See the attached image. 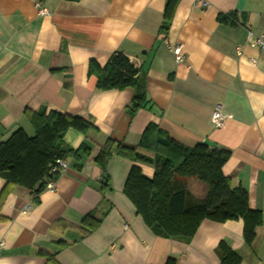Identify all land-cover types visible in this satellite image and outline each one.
I'll use <instances>...</instances> for the list:
<instances>
[{
    "label": "crops",
    "instance_id": "obj_1",
    "mask_svg": "<svg viewBox=\"0 0 264 264\" xmlns=\"http://www.w3.org/2000/svg\"><path fill=\"white\" fill-rule=\"evenodd\" d=\"M36 2L47 15L37 14ZM166 2L0 0V143L17 129L33 136L25 111H55L93 127L85 135L66 130L65 145L89 154L67 159L55 192L15 187L0 202V264H220V242L240 264H264V49L234 55L247 30L264 35V0H177L167 17ZM177 43L186 57L180 64L170 51ZM114 53L144 76V106L133 118L130 89L97 91L88 74L90 61L102 67ZM217 108L227 116L220 128L210 122ZM148 124L184 147L209 140L230 152L222 174L262 213L250 246L241 221L203 220L183 243L156 237L137 216L122 191L126 177L137 166L151 179L154 168L113 155L104 173L94 160L109 139L135 147ZM183 183L191 197L205 194L196 179ZM96 209L101 222L82 237L78 228Z\"/></svg>",
    "mask_w": 264,
    "mask_h": 264
},
{
    "label": "trees",
    "instance_id": "obj_2",
    "mask_svg": "<svg viewBox=\"0 0 264 264\" xmlns=\"http://www.w3.org/2000/svg\"><path fill=\"white\" fill-rule=\"evenodd\" d=\"M176 2L167 0L166 17ZM218 20L228 22L223 15L218 16ZM88 74L96 77L97 91L130 89L133 92L128 107L131 118L144 106L143 73L126 56L114 53L102 67L90 61ZM25 115L34 130L33 136L29 137L23 130L17 129L0 143V179L4 183L0 202L15 187L38 195L51 177L49 167L56 160H79L80 153L89 154L84 145L72 150L62 141L68 129L85 135L93 128L89 122L55 111L46 113L44 109L25 111ZM139 138L135 147L107 140L100 147L94 163L105 173L107 164L115 155L133 163H147L154 168L153 177L147 179L139 167L132 166L122 191L134 206L137 216L156 237L189 243L203 220L215 223L241 221L244 244L250 246L253 243L255 231L262 225V213L252 211L246 191L240 186L231 187L229 178L222 174V167L230 156L228 150L210 148L202 143L184 147L154 124H148ZM188 178L205 185L202 198L189 195L183 183ZM100 190H108L106 175ZM96 213L97 209L84 217L78 228L82 237L97 230L101 218ZM215 252L220 264L241 263L239 255L224 242L216 246ZM54 255L47 253L50 261H53ZM166 264H174V261L169 259Z\"/></svg>",
    "mask_w": 264,
    "mask_h": 264
},
{
    "label": "built area",
    "instance_id": "obj_3",
    "mask_svg": "<svg viewBox=\"0 0 264 264\" xmlns=\"http://www.w3.org/2000/svg\"><path fill=\"white\" fill-rule=\"evenodd\" d=\"M199 4L202 7H207L208 4L206 2L204 3L203 1H199ZM36 11L38 15H47L48 12L47 10L42 6L40 2L35 3ZM244 47H248L250 49H255L258 51H262L264 49V35H255L253 34L250 30H247V37L244 45H239L235 47V54L236 56L240 57L242 56L243 49ZM170 51L172 55L174 56V61L176 64H180L184 62L185 60V55L183 53V47L181 44L177 43L172 46H170ZM251 64H255L254 59L249 60ZM133 64V63H132ZM134 65V64H133ZM227 119V116L223 114V112L220 111L219 108L215 109L211 115V121L213 126L215 128H220L224 124V120ZM68 167L67 160L66 159H58L55 161V164H52L49 168V174L50 178L46 180L45 186L43 190L49 191L51 193L56 191V182L58 177L66 171ZM26 209V207H25ZM24 209V210H25ZM0 247H2V243H0Z\"/></svg>",
    "mask_w": 264,
    "mask_h": 264
},
{
    "label": "water",
    "instance_id": "obj_4",
    "mask_svg": "<svg viewBox=\"0 0 264 264\" xmlns=\"http://www.w3.org/2000/svg\"><path fill=\"white\" fill-rule=\"evenodd\" d=\"M202 144L207 146V147H210V148L216 147V145L214 143H212L211 141H209V140L202 141Z\"/></svg>",
    "mask_w": 264,
    "mask_h": 264
},
{
    "label": "rangeland",
    "instance_id": "obj_5",
    "mask_svg": "<svg viewBox=\"0 0 264 264\" xmlns=\"http://www.w3.org/2000/svg\"><path fill=\"white\" fill-rule=\"evenodd\" d=\"M203 187H205V185L204 184H202V183H200Z\"/></svg>",
    "mask_w": 264,
    "mask_h": 264
}]
</instances>
